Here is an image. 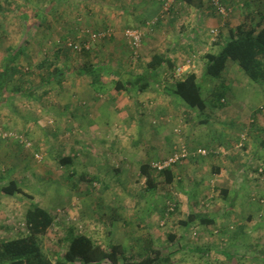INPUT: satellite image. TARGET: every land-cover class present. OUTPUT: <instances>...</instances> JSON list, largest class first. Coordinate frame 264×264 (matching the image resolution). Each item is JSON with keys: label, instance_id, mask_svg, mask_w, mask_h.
I'll return each instance as SVG.
<instances>
[{"label": "rangeland", "instance_id": "rangeland-1", "mask_svg": "<svg viewBox=\"0 0 264 264\" xmlns=\"http://www.w3.org/2000/svg\"><path fill=\"white\" fill-rule=\"evenodd\" d=\"M122 1L125 5L129 3V0ZM224 1L233 12L221 19L214 13L215 19L220 22L221 28L238 26L244 21L242 2ZM48 3V0H30L31 6L37 9ZM176 4L178 7L181 6V2ZM23 5L24 0H0V68L6 48L20 46L27 37L20 18ZM95 7L96 3L90 0H84L82 3L77 0L71 8L64 5L58 9L56 14L64 18L62 23L66 21L72 27L78 24L79 28L75 32L77 43L71 37L65 40L60 38L58 33L60 25H57V31L51 40L42 47L38 45V41L42 39L41 35L34 37L29 48L28 62L24 67L26 71L30 68L32 73L25 76L17 73L9 90L19 87L20 92L31 91L39 83L47 80L48 73L53 67H61L64 64L82 65L86 60H91L94 63L111 62L120 65L114 55L116 48L118 49L116 52L124 55L126 54L123 50L129 52L128 57L126 56L127 62L123 63L126 64L124 70H142L144 56L141 52L137 57L132 53L124 34L126 28L124 26L117 28L111 14L103 15L99 7ZM208 11L210 14L214 12L211 7ZM154 26H157V22ZM90 28L93 30L107 28L105 33L108 37L111 36L99 39L95 43L97 48L90 54L92 58L86 52L80 53L70 49L72 41L77 45L82 43L83 35ZM213 29L216 30L218 27ZM102 46L104 49L100 55ZM210 47L211 45L207 46V49ZM58 49H62V52L57 51V54ZM218 51V48L213 50L214 53ZM201 52L202 49L193 52L188 59L195 55L200 57ZM229 62L230 67L236 64L232 60ZM41 64H44L45 68L40 69ZM83 80L88 81L85 77L71 75L70 79L65 81L66 90L61 93L51 91L44 93L49 89V86H45L36 91L32 98L15 94L9 103L0 107V177L5 178L4 183L16 180L25 188L24 193L1 198L0 225L7 224L8 228L14 231L13 235L19 236L23 230L25 231V211L31 204L36 203L35 205H45L57 218L49 230L51 237L47 242H43L44 248L51 252L56 249L54 244L64 235L65 229L69 228L75 233L86 234L96 243L105 246L122 244L127 257L139 260L147 253L148 237H145L144 228L147 224L151 231L152 228L162 230L163 236L152 238L154 245L169 260L161 264H209L210 261L215 262L214 264H264V164L261 166L263 170L256 171L253 160L249 163L247 160L243 166L241 164L244 159H241L240 177L236 184H242V193L237 197L232 196L229 200H223L220 198L219 189L215 191L217 194H214L213 187L205 198L195 194L189 204L186 196H180L178 186L173 190L169 184L161 182L159 173L154 172V176L160 184L158 183L154 190H149L146 179L140 175V164L137 163L132 168L130 179L122 177L110 167L108 174L94 179L96 173L93 162L105 156L109 158L114 154L115 148L107 146L106 141L101 145L95 142L92 134H89L87 139L85 134L82 137L79 129L64 130L60 123L61 118L65 117L61 115L62 104L70 103V96L76 95L78 85L83 83ZM111 91L113 90L102 94L104 100L111 98ZM59 118L61 121L58 124H51L54 120L57 122ZM52 125H57V128ZM120 127H123L121 121L114 127L118 129L119 137L123 133ZM53 129L55 133H52ZM5 134L8 137L4 138ZM239 144L240 142L232 152L243 157L241 151L245 145L240 147ZM36 154L42 155L43 160L39 162ZM67 155L77 159L73 166L64 167L60 164V159ZM82 157L85 160L90 159L93 163L86 166V169L92 168L90 173L85 175L89 178L87 181L81 178L85 166ZM249 169L252 170L250 174ZM100 198L103 201L97 204ZM218 201L222 204L219 205ZM232 201L234 213L231 216V212L224 206L232 205ZM170 202L176 206L172 213L167 211ZM213 208H217L220 217H224L214 230L204 226L207 229L202 232L200 227L185 228L180 223L187 220L192 212L204 216ZM118 215L120 218L116 221ZM8 235L7 232L0 230V239L9 237ZM170 235H174L175 239L172 240Z\"/></svg>", "mask_w": 264, "mask_h": 264}, {"label": "crops", "instance_id": "crops-1", "mask_svg": "<svg viewBox=\"0 0 264 264\" xmlns=\"http://www.w3.org/2000/svg\"><path fill=\"white\" fill-rule=\"evenodd\" d=\"M78 1L82 3L84 0ZM90 1L96 3V7H99L98 9L103 15L111 14L117 28L121 26L137 28L150 21L157 22L155 30L145 38L141 50L144 56L143 61H145L144 68L139 71L132 69V72L139 74L151 72L152 68H149V64L154 56H161L170 62L166 61L159 68L157 80L152 81L151 88L146 92L124 94L113 90L111 98L105 99L106 101L102 94L92 88L90 81L84 82L83 80V83L78 85L76 95L70 96V103L62 104L61 115H65L61 118L62 122L59 118L57 122L54 120L51 124L55 125L60 122L64 130L79 129L82 137L85 134L87 139V136L92 134L91 137H94L95 142L101 145L106 141L107 146L115 148L114 154L109 158L105 156L93 162L96 173L94 178L96 179L98 176L103 177L108 174L109 167L122 177L130 179L132 168L136 163L141 166L144 163L164 159L173 153L175 146L180 142L187 144L190 150L198 148L213 150L214 152L207 157L192 156L175 166L172 169L174 182L169 186L173 190L178 186L180 196H186L188 204L191 199H194L195 194L205 198L213 187L214 194H217L215 191L218 189L220 193L221 190H228L227 200L232 196L237 197L242 193V184H236L240 177L241 159H244L241 165L244 166L247 160L248 163L253 160L256 171L263 170L261 166L264 164V85L249 79L238 64H232L230 67L231 64L228 62L220 79L204 81V94L207 99L205 110L190 109L182 99L172 93L174 84L183 80L190 73H196L202 80L206 66L205 55L216 48L219 49L230 38V30L237 26L221 28L220 22L215 19V16L219 15L211 7L209 0H203L201 7L190 6L181 0L179 1L181 6L178 7L176 4L170 13L164 12L161 0H129L127 6L122 0ZM209 7L214 11L212 14L208 11ZM219 17L221 19V16ZM182 18L183 20H180ZM101 23L103 24V22ZM214 27L221 29L218 30L217 36L211 33L215 30ZM209 45L211 47L207 49ZM103 49L102 46L100 55L103 53ZM201 49L200 57L191 58L194 68L184 73L182 77L175 78L176 68L185 64L184 60L188 59L193 52ZM115 50L118 51L117 48ZM116 51L114 55L119 62L126 63L129 52L123 50L126 54L124 55ZM133 58L136 59L134 56ZM123 67L125 68L126 64ZM219 96L221 103L218 101ZM120 121L123 123V127H120V131L123 130L121 137L118 136V129L114 128L119 125ZM53 127L57 128V125ZM52 133H55L54 129ZM243 134L248 135L246 138L248 140L244 141L245 146L241 151L244 156L242 157L238 156L241 154H234L232 150L236 149L237 144L242 141ZM225 152L230 153L226 154ZM238 153L240 152L238 151ZM76 160L72 157L71 164L62 166H73L72 164H75ZM82 161L85 162L82 176H85L92 169L90 167L86 169V166L93 163L90 159L85 160L83 157ZM250 169L249 174L252 171ZM160 177L163 182L164 178ZM14 181L17 183L16 180ZM20 187L25 191L23 186ZM102 201V198L98 199L97 204ZM233 202L232 205L224 206L231 212V216L234 213ZM41 206L53 213L56 218L54 212L45 205ZM213 209L204 216L196 214V212L190 214L214 220L215 225L212 227L214 230L224 220V217H220L217 208ZM119 218L118 215L115 220L117 221ZM192 226L200 227L202 232L207 229L199 220L185 228ZM148 227L149 225H144L145 237L148 239L163 236L162 230L152 228L151 231ZM68 229H65L64 235L60 237L58 243L54 244L56 249L53 251L68 250V247L64 245L67 242L65 239L67 233L71 232V229ZM0 230L9 234V237H2L0 240L18 238L27 233L26 225L25 231L23 230L19 236L13 235L14 231L8 228L7 224L6 226L0 225ZM50 234L51 232H48L43 238V242L49 240ZM85 236L90 238L86 234Z\"/></svg>", "mask_w": 264, "mask_h": 264}, {"label": "trees", "instance_id": "trees-1", "mask_svg": "<svg viewBox=\"0 0 264 264\" xmlns=\"http://www.w3.org/2000/svg\"><path fill=\"white\" fill-rule=\"evenodd\" d=\"M48 1L49 3L46 6L37 9L31 6L30 0H24V5L20 10V18L27 37L20 46H8L6 48L5 57L0 68V107L9 103L15 94L32 98L36 91L45 86H49V89L44 93H50L49 91L61 93L66 90L65 81L70 79L71 75L78 78L85 77L90 81L92 88L100 94L110 89L124 94L143 93L151 88L152 81L157 80L159 68L167 61L161 56H154L149 64V68H152L151 72L144 74L126 71L122 63L114 65L111 62L94 63L91 60H86L82 65L69 66L64 64L61 67L56 66L51 70L49 69L47 80L39 83L33 90L25 93L20 92L19 87H15L10 91V84L17 73L22 74V76L32 73L30 68L26 71L24 67L25 63L28 62L29 48L34 41V37L41 35L42 39L38 41V45L42 47L44 43L46 44L51 40L57 31V25H60V32H58L60 38L65 40L71 37L77 43L75 32L79 28L78 24L72 27L66 21L62 23L64 18L56 14L58 9L64 5L71 8L77 0ZM183 1L190 6L201 7L203 4V0ZM240 2L244 7V21L235 29L230 30V38L220 46L218 52L211 51L205 55L206 66L202 80L196 73H190L183 80H179L174 84L172 93L182 99L190 109L205 110L207 99L204 94V81L220 79L230 60L238 64L249 79L257 84L264 85V0H240ZM223 3H225L224 0ZM146 26L147 24L144 23L143 26L128 27L126 30L144 29ZM156 27L146 33L143 43ZM106 29H87L86 34L83 35L82 43L77 45L71 40L70 49L80 53L86 52L90 55L96 51L97 46L95 43L99 40L94 39L93 34L106 32ZM108 38H111V36L109 35ZM57 51L62 52V49L56 50L58 54ZM132 53H134L133 50ZM90 56L92 58V55ZM39 68H45V65L41 64ZM220 98L219 96V102ZM71 162L72 157L67 156L60 161V164L67 165ZM140 171L146 179L147 188L154 190L159 182L154 176L150 163L142 164ZM159 175L164 178L162 180L164 183L172 184L174 182L172 169H166ZM81 178L85 181L89 179L88 176H82ZM4 181L5 178L0 177V202L3 196H13L25 192L14 180L7 183H4ZM220 195L221 199L227 200L228 190H221ZM167 209L170 213L174 212L169 210V205ZM55 220L53 213L40 205L31 204L25 213L26 235L14 239L0 240V264H161L169 261L164 257L163 252L154 245L152 239L146 241V256L134 260L126 256V250L122 244L104 246L94 242L92 238L76 234L72 230L67 233L68 235L65 238L67 242L64 245L68 244L66 246L68 250L51 252L44 248L43 238L53 227ZM198 220L209 228L215 225L214 220L199 217L196 214H190L187 220H182L180 223L186 227ZM170 238L174 240L175 236L170 235ZM214 263L213 261L209 262V264Z\"/></svg>", "mask_w": 264, "mask_h": 264}, {"label": "built area", "instance_id": "built-area-1", "mask_svg": "<svg viewBox=\"0 0 264 264\" xmlns=\"http://www.w3.org/2000/svg\"><path fill=\"white\" fill-rule=\"evenodd\" d=\"M163 4V9L165 13H170L173 7L176 5L177 2L180 0H161ZM210 5L212 6L213 10L216 12L217 15L221 17H228L233 11L228 5L223 3V0H209ZM147 26L144 29H127L125 30L124 34L131 46L134 55L137 57L138 54L141 52L143 47V38L145 37L146 33L153 30L156 24V21H150L146 23ZM212 33L217 36L218 29L213 30ZM105 32L93 34L94 39H103L107 36ZM71 46V44H70ZM193 57H196L193 56ZM194 68L192 63V59H187L185 64L180 65L176 68V72L174 74L175 78H180L186 73L187 71H191ZM8 137L7 134L4 135V138ZM247 135H242V141L238 146L244 145V141H246ZM30 146V144H28ZM213 150H208L206 148H198L196 150H190L188 145L180 142L174 148V151L171 155L167 156L164 159L154 160L150 163L151 168L156 173H161L166 169H173L175 166L181 164L185 160L189 159L190 157H207L212 154ZM36 159L40 162L43 160V156L40 154H36ZM169 210L175 211V203L170 202Z\"/></svg>", "mask_w": 264, "mask_h": 264}]
</instances>
